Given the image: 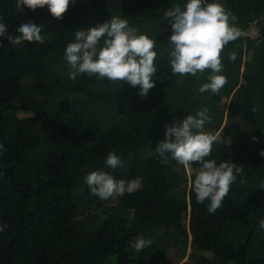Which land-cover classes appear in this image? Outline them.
Listing matches in <instances>:
<instances>
[{
    "label": "trees",
    "instance_id": "16d2710c",
    "mask_svg": "<svg viewBox=\"0 0 264 264\" xmlns=\"http://www.w3.org/2000/svg\"><path fill=\"white\" fill-rule=\"evenodd\" d=\"M221 2L240 29L256 21L258 35L225 46L227 83L212 94L198 91L209 70L182 78L167 62L172 29L164 13L184 0H70L60 18L47 6L21 11L16 0H0L12 35L25 22L44 26L43 44L0 38V223H7L0 264H175L168 242L183 255L190 248L194 264H264V0ZM113 15L157 41L156 84L146 96L127 82L69 78L64 49L75 31ZM204 107L212 114L204 131L223 138L209 158L244 168L214 214L194 193L179 198L185 170L154 153L166 124ZM113 150L122 159L115 169L105 163ZM98 169L141 186L106 209L110 198L91 195L84 181ZM137 236L152 244L137 252Z\"/></svg>",
    "mask_w": 264,
    "mask_h": 264
},
{
    "label": "clouds",
    "instance_id": "9594fccd",
    "mask_svg": "<svg viewBox=\"0 0 264 264\" xmlns=\"http://www.w3.org/2000/svg\"><path fill=\"white\" fill-rule=\"evenodd\" d=\"M16 3L21 11H24V6L33 11L47 6L53 17L60 18L70 0H16ZM164 19L168 20L172 29L168 38L167 61L171 72L184 78L203 74L207 69V82L198 91L218 93L227 83L221 52L229 42L242 35L235 15L225 8L221 0H184L183 6L177 3L170 7L164 13ZM43 27L42 24L25 22L18 26L16 31L19 34L12 35L0 16V38H6L14 45L25 41L43 44ZM156 43L146 33H138L121 15H113L88 29H77L74 40L64 49L69 78L76 81L87 75L95 76L97 80L127 82L132 88L139 86V95L146 96L156 84L160 64ZM229 59L234 61L236 54L232 53ZM211 121L212 114L204 107L166 124L164 138L157 144L154 153L161 164L175 161L190 173L192 162L199 163L189 186L196 194L197 202L204 204L207 201V211L214 214L222 207L230 188L243 175L244 168L232 161L221 160L218 163L215 158H209L214 143L223 139L220 132L204 131L205 125ZM3 149L0 144V152ZM260 155L264 156V150ZM105 163L115 169L122 165V159L113 150L108 153ZM84 181L90 194L100 200L131 194L140 187L136 180L116 179L100 169L91 171ZM258 223L264 229V215L259 217ZM6 228V222L0 223V232ZM151 244V239L137 236L131 246L139 252Z\"/></svg>",
    "mask_w": 264,
    "mask_h": 264
},
{
    "label": "rangeland",
    "instance_id": "374dc122",
    "mask_svg": "<svg viewBox=\"0 0 264 264\" xmlns=\"http://www.w3.org/2000/svg\"><path fill=\"white\" fill-rule=\"evenodd\" d=\"M46 28L47 27H45L44 29H46ZM241 30H242V33H244L246 36L256 37L258 35V25H257L256 21L249 24L247 27H245ZM137 31L139 33L138 29H137ZM232 67H234L235 69H242L243 68V62H236L232 65ZM225 102H226L225 103L226 106H228L231 104V99H228ZM21 116H27V115L22 113ZM181 166H182L183 171L185 170V173L188 177L189 182H188L187 186L182 185L180 187L182 189V192H181V195H179V198L182 201H189L190 200V194L194 193V191H192L190 189V186H189L190 185V178H194L193 175L195 174L196 170H194L191 167L192 171L190 173L189 170H186L183 165H181ZM104 171L111 173V171L109 169H105ZM138 183L141 186V182H138ZM118 205H119V201H118V198L116 196V197L110 198L108 204L105 207H106V209L111 210ZM85 218L88 219V216H85ZM82 220L84 221V219H82ZM185 222L188 225L189 217L185 220ZM168 243H169V245H168V249L166 251V254H167V258L170 261L174 262L175 264H194V261L191 258L192 253H191L190 248H189L188 252L186 253V255H183L181 248H179L178 246H175V245L173 246V244H171L170 242H168Z\"/></svg>",
    "mask_w": 264,
    "mask_h": 264
}]
</instances>
